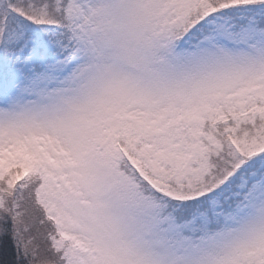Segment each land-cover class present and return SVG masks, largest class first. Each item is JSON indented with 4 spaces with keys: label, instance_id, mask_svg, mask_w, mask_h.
I'll use <instances>...</instances> for the list:
<instances>
[{
    "label": "snow or ice",
    "instance_id": "1",
    "mask_svg": "<svg viewBox=\"0 0 264 264\" xmlns=\"http://www.w3.org/2000/svg\"><path fill=\"white\" fill-rule=\"evenodd\" d=\"M0 264H264V0H0Z\"/></svg>",
    "mask_w": 264,
    "mask_h": 264
}]
</instances>
